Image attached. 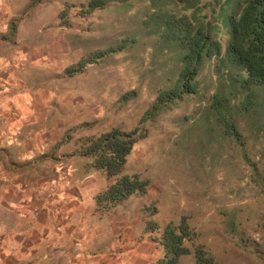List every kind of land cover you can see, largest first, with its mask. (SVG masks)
Instances as JSON below:
<instances>
[{"label":"rangeland","instance_id":"obj_1","mask_svg":"<svg viewBox=\"0 0 264 264\" xmlns=\"http://www.w3.org/2000/svg\"><path fill=\"white\" fill-rule=\"evenodd\" d=\"M244 1H200L221 54L204 59L195 92L156 106L175 86L186 51L170 20L191 18L196 8L131 0L89 12L90 0H0V51L57 54L58 74H68L61 85L86 119L69 131L77 151L103 132L140 129L122 174L149 182L138 196L146 224H159L155 240L185 216L198 233L192 246L205 244L219 264H264V85L252 99L223 61L228 16ZM31 27L38 33L31 36ZM179 264H195L194 254Z\"/></svg>","mask_w":264,"mask_h":264},{"label":"crops","instance_id":"obj_2","mask_svg":"<svg viewBox=\"0 0 264 264\" xmlns=\"http://www.w3.org/2000/svg\"><path fill=\"white\" fill-rule=\"evenodd\" d=\"M49 53L0 51V264H153L165 251L142 197L98 204L113 181L77 151L86 119Z\"/></svg>","mask_w":264,"mask_h":264},{"label":"trees","instance_id":"obj_3","mask_svg":"<svg viewBox=\"0 0 264 264\" xmlns=\"http://www.w3.org/2000/svg\"><path fill=\"white\" fill-rule=\"evenodd\" d=\"M111 1L131 0H90L87 10L90 12L103 8ZM171 1L177 2L183 9L196 10L191 18L175 17L170 20L175 29V37L181 39L186 51L175 86L161 91L156 106L164 100H173L187 92H195L198 85L195 79L202 62L206 58L220 55L222 50L220 41L211 35L212 24L209 21L207 23L205 17L198 14L201 0ZM228 24L230 41L223 61L231 65L232 69H237L231 74L235 76L240 86H250L249 94L254 99L255 87L264 85V0H245L240 3V6L229 14ZM244 75L247 77L243 79ZM218 105V102L213 103L217 112L220 115L224 114ZM142 137L140 129L122 131L115 128L103 132L85 149L83 155L94 157L93 167L103 169L109 178L116 179L98 196L100 206L105 204L106 209L110 210L135 193L142 195L147 192L149 186L147 180L141 179L138 174H122L128 156ZM147 227L154 231L159 229V224L151 219L147 222ZM197 238L196 229L190 226L185 216L178 225L169 223L162 236L158 238L165 255L153 264H179L180 257L186 254H194L195 264H219L205 244L192 246L191 241Z\"/></svg>","mask_w":264,"mask_h":264},{"label":"clouds","instance_id":"obj_4","mask_svg":"<svg viewBox=\"0 0 264 264\" xmlns=\"http://www.w3.org/2000/svg\"><path fill=\"white\" fill-rule=\"evenodd\" d=\"M95 168V167H94Z\"/></svg>","mask_w":264,"mask_h":264}]
</instances>
